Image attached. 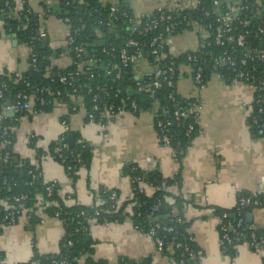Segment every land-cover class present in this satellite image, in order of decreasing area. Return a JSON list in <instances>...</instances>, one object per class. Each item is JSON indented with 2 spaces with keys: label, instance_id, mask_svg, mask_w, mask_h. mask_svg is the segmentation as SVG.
Segmentation results:
<instances>
[{
  "label": "crops",
  "instance_id": "obj_1",
  "mask_svg": "<svg viewBox=\"0 0 264 264\" xmlns=\"http://www.w3.org/2000/svg\"><path fill=\"white\" fill-rule=\"evenodd\" d=\"M25 1L31 11L41 15L40 30L45 32L49 47L61 49L51 65L69 67L70 56L64 45L68 28L54 15L44 13L56 11V1ZM197 1L125 0L136 18L166 5L192 8ZM207 35L203 27L194 25L192 30L168 38L165 50L172 57L196 53ZM28 57V47L18 41L16 34L4 30L0 18V76L25 72ZM141 70L144 75L149 74L145 67ZM192 70L180 66L175 85L180 98L199 104L192 115L198 131L180 163L174 159L171 148L159 142L150 113H125L105 123H88L80 99L72 108L57 103L49 112L11 116L5 114L7 106L2 107L1 115L14 123L9 126L13 133L11 152L38 168L45 182L55 183L58 197L70 206H91L101 188L118 191L120 201L131 198L129 166L146 174L158 172L163 179H172L179 172L181 188L168 190L186 201L183 217L187 232L202 253L198 264H263L264 248L255 250L242 244L232 257L220 250L216 214L219 210L233 209L240 196L264 194V137H254L248 126L254 89L239 81H224L215 67L205 75L204 88L198 89ZM66 130L91 150L88 170L81 168L74 177L47 153L48 147ZM40 150L45 153L40 155ZM139 187L146 196H152L154 188L150 184L141 183ZM245 220L254 230L264 232V207L248 211ZM86 230V239L91 242V254L87 257L94 262L117 264L121 259H149L151 264H176L158 253L152 238L137 230L130 218L108 225L90 221ZM63 235L60 220L44 213L42 222L33 228L27 226L23 217L11 226L1 224L0 264H25L31 261L33 252L40 256L58 255Z\"/></svg>",
  "mask_w": 264,
  "mask_h": 264
},
{
  "label": "trees",
  "instance_id": "obj_2",
  "mask_svg": "<svg viewBox=\"0 0 264 264\" xmlns=\"http://www.w3.org/2000/svg\"><path fill=\"white\" fill-rule=\"evenodd\" d=\"M55 1L57 3L56 11L45 10L44 13L46 16L52 14L56 18H69V28L71 31H75V35L73 36L72 45L66 47L67 53L70 57H73V48L81 45L86 51L81 59L84 67L91 61L89 70H84L85 68L83 67V71L76 77L74 81L75 93H72L70 87L59 84L57 76L74 71L75 67L69 66L61 69L51 65L52 59L60 54L61 49L53 50L43 39L37 37L41 22L38 14L31 11L27 1L21 6V10H18L19 7H17L14 0H10V5L7 9L4 7L5 0H0V18L2 19L4 30L9 34H16L18 41L26 45L30 50L28 68L25 72L18 75L16 73H4L0 76V90H2L0 109L19 101L16 98L17 95L27 96L36 90H43V94H38L37 96L43 97L48 103L40 106L38 102H35V113L49 112L54 105V99L57 102L67 104L69 108L74 107L75 102L80 99L85 111L91 112L94 105L92 99L95 93L101 99L99 103L101 108L110 101L119 103L120 99L129 96L130 100L127 103L134 101L138 113L146 112L154 101L161 107L159 113L163 106L172 111L173 104H178L184 110H187L185 100L180 98L175 91L174 102L171 103L167 99L173 89L166 86L165 83H162L161 87L157 89L155 100L150 99L145 89L147 85L154 81V78L147 74L136 81V74L132 71L133 64H130L128 70L121 71V78L114 82L108 80L114 75V72L108 75L106 70L109 65L119 62L118 53L127 39H134L146 44L143 54L147 59H151L148 55V44L154 36L162 33L167 40L182 31L192 30L194 25L203 28L211 25V29L207 30L206 43L198 52L172 57L166 52L164 44V52L167 54V59L163 63L166 65L172 63L175 68V85L179 67L188 63L186 60L187 55L197 58V62L192 63L191 66L193 69L194 67L202 69V77L205 83V75L207 72L212 71L214 67L224 81L231 82L234 80L235 72L232 69L217 68L215 65L216 61L224 53L235 58L236 61L247 57L246 65L244 67L237 65L236 70H249L255 78L264 79V66L256 56L257 52L263 50L257 28L260 22L264 21V0H198L192 8L173 12L164 9L161 12L155 11L140 18V25L135 32H132L129 28L136 20V17H134L125 0H105L104 2L100 0H69L68 5L65 0ZM213 1L219 2L217 7L218 14H224L232 10L228 21L230 32L222 38V46L214 43L215 28L220 23L216 21V13H214L216 9L213 6ZM112 6L116 10L110 16L109 10ZM27 10H30V13H27ZM206 13H208L207 17L205 16ZM166 16H170V20L167 21ZM152 20H157L156 28L144 32L146 24ZM98 21H102L104 24L110 22L111 28L97 25ZM172 23L177 25L172 31L166 33L165 29ZM241 34L244 35L242 46L237 44V38ZM102 47L113 48L114 50L103 54L100 51ZM33 58L35 59L34 62H32ZM138 82L142 86L145 85L142 90L138 89L136 85ZM98 85L106 86L108 96L95 91ZM116 89L121 90L117 99L113 97ZM57 91H61L60 97L55 96ZM252 111L255 114L254 108ZM162 120L169 123L164 129V133L169 140L168 146L175 154V160L180 163L188 146L197 134L198 128L195 124V119L189 115L181 118L180 121H175L174 116L169 115L166 118H162ZM9 123L8 119H0V143H7L3 149H0V225L6 224L4 215L7 212L4 210L2 203L15 205L14 199L22 196L26 198L22 205L29 210L31 215L30 228L39 224L40 220L35 214L36 208H34V205L36 196L40 195L44 198L45 203H51L43 210V213L51 217L57 215V219L60 220L64 229L58 255L40 256L33 252L31 261H35L38 264H59L61 261H65V264H99V262H94L87 257L91 254V242L86 239V229L88 223L94 217L98 224H120L126 218H130L134 227L144 234L154 228V237L162 241V249L165 256H168L176 264H198L201 256L198 255L200 250L196 247L192 236L187 232V223H185L183 217L186 201L180 194H173L168 189L161 188L162 184H164L166 188L176 187L179 190L181 188L179 172L172 179H163L158 172L146 174L135 166H129L127 175L131 182V198L120 201L118 191L101 188L91 206H70L65 200L58 197L56 184L51 195L47 197L46 188L48 183L43 180L38 168L17 157V161H14L15 156L11 152L13 133L11 131H8L7 135L2 133L4 127L14 126V123ZM188 125L193 126L189 134H187ZM248 126L251 134L257 137L256 128L250 125L249 119ZM69 134H64L58 141L52 143L48 147L47 153L53 159L61 162L57 158V154L54 153V149H60V154L65 159V161L61 162L62 166L69 176L74 177L75 172L79 169L88 170L91 150L76 135H72L73 141L69 147ZM38 152L40 155L45 153L41 150ZM4 153H9L10 156L6 161L2 158ZM68 168L70 169L68 170ZM136 179H140L142 180L141 182L150 184L154 188L152 196L148 197L142 192L139 187L141 183ZM112 192L116 193L114 200L110 199ZM245 197H253L259 202V208L264 207V194L243 195L239 199ZM96 199H100L102 204L96 205ZM157 205V210L153 211V207ZM251 209L246 208L243 210L242 216L245 223L238 230L244 241L248 239L251 232L256 237L264 238V232L256 231L246 223L245 215ZM223 212L228 214L229 220L236 218L235 208L229 211L219 210L216 214L219 215ZM96 213L97 215L95 216ZM168 228H172V231H167ZM229 235H232V233H229ZM68 242H71L72 245L68 246ZM225 254L231 257L234 256V252L230 247L225 251ZM83 257H86V259L83 260ZM117 264L151 263L149 259L138 261L121 259Z\"/></svg>",
  "mask_w": 264,
  "mask_h": 264
},
{
  "label": "built area",
  "instance_id": "obj_3",
  "mask_svg": "<svg viewBox=\"0 0 264 264\" xmlns=\"http://www.w3.org/2000/svg\"><path fill=\"white\" fill-rule=\"evenodd\" d=\"M15 3L17 4L18 10H21V6L24 5L26 2L25 0H14ZM68 5L69 0H65ZM101 2H104L105 0H100ZM10 5V0H5L4 2V7L7 9ZM218 1H213V6L215 7L216 11V21L220 23L215 28V37H214V43L218 46L223 45L222 38L224 37L225 34H228L230 32V27L228 24V21L230 20V16L232 13V10L225 12L224 14H218ZM164 9H167L169 11H179L183 9H187L185 7L181 6H171V5H166L165 7H160L156 11L161 12ZM115 7L112 6L109 10L110 16H112L115 13ZM27 13H30V10H27ZM40 20L42 19L41 15H38ZM123 16L126 17L125 14ZM205 16H208V13L205 14ZM142 17H137L136 20L131 24L130 30L132 32L137 31L138 26L140 25V18ZM166 20H170V16H166ZM58 21L65 25L68 28V34L67 37L65 38L64 45L65 47H70L74 41V35L75 31H71L69 28V23L70 20L69 18H58ZM157 20H152L150 23L146 24L144 28V32L150 31L156 28L157 26ZM97 25H104L105 27L111 28L110 22H106L105 24L102 21H98ZM176 23H172L171 25L167 26L165 29L166 33H169L172 31ZM206 31L211 29V25L206 26V28H203ZM257 33L260 35V40H261V45L263 47V50H260L257 52L256 56L259 59V61L263 64L264 66V21H261L258 28H257ZM37 37L43 39L46 37V34L44 31L38 30ZM244 41V35L241 34L237 38V44L242 46ZM166 42V37L164 38L162 33H159L158 35L154 36L150 43L148 44L149 50H148V55L151 57V59H147L145 55L143 54V49L146 47V44H143L139 41H136L134 39H127L126 42L124 43L123 48L120 49L118 53V60L119 62L116 64L109 65L107 67V74L110 75L111 72H114V75L110 77L108 80L111 82H114L116 80H119L121 78V71L128 70L130 64H133L132 66V71L135 73V79L138 81L139 79H142L145 75L141 70V67H145L147 71H149V74L154 78V81L150 83V85L146 86V93L148 94V97L150 99L155 100V94L157 89H159L162 85V83H165L166 86L170 87L173 89V92H171L168 96L167 99L172 103L174 102V91L176 92V86L174 84V75H175V68L172 66V63L166 65L163 63L167 59V54L164 52V44ZM206 43V42H205ZM204 43V44H205ZM113 48L108 49L107 47H102L100 49L101 53H107L109 51L113 52ZM30 52V50H29ZM86 53L85 49L79 45L73 48V57H70V65L75 67L74 71L67 72L62 75H58V83L63 85V86H68L72 89V93L76 92V89L74 87V81L76 77L84 70H89V67L91 66V61L86 64L84 67V64L82 62V56ZM34 57V56H32ZM246 58H241L239 61H236L235 58L227 55L224 53L222 57H220L215 65L217 68H227V69H232L233 72H235V77L234 81H239L242 83H245L247 85H250L254 89V95H253V103H252V109L249 115V121L250 125L252 127L256 128V135L257 137H264V79L262 78H255L253 74L249 72V70H236V66L240 65L241 67H244L246 65ZM187 64L186 66L192 69V63L197 62V58L191 55H187L186 57ZM35 59H32V62H34ZM84 67V68H83ZM253 69V68H252ZM251 69V70H252ZM250 70V71H251ZM192 75H193V83L198 89H202L205 86V82L202 77V69L194 67L192 70ZM19 73H16L18 75ZM138 86L139 90L143 89V86L139 82L136 84ZM107 88L105 85L103 86H96L95 91L103 93V95L108 96L107 94ZM43 90L40 91H35L27 96L24 95H17V101L16 103L10 104L6 107V110L11 111L13 114H18L20 112H27V113H35L34 112V103L38 102L40 106H44L45 104L48 103L43 97L37 96L38 94H43ZM121 90L116 89L115 93L113 94V97L115 99L118 98L120 95ZM56 97L61 96V91H57L55 93ZM2 97V90H0V98ZM93 108L91 112H86L85 109L82 106L81 101H79L80 105L82 106V109L84 110L85 113V118L88 123H104L105 121L112 119L114 117H119L122 116L125 113H131L134 115H138L142 112L138 113V109L134 101H130L129 104L127 101L130 100L129 96H126L125 98L120 99L121 101L119 103H115L113 101H110L107 103V105H104V107H100L99 103L101 102V99H99L98 94L95 93L93 95ZM54 104H61V102H57L56 99L53 100ZM186 105H187V110H184L182 107H180L178 104H173L171 109H168L166 106H163L160 113L159 109L161 107L158 106L157 102H153L151 107L146 111L150 113L153 116V124L154 128L158 137V140L161 144L168 146L169 140L167 136L164 133V129L167 125H169L168 122L162 120V118H166L169 115H173L175 121H180L181 118L188 117L189 115H193L195 110L198 108L199 104L196 101L193 100H185ZM50 103V102H49ZM64 104V103H62ZM253 108L255 109V114L253 113ZM0 119H4V116L1 115ZM193 129V126L188 125L187 127V134H189ZM8 131H10V127H4L3 128V135H7ZM67 133V130H66ZM7 143L2 142L0 143V149H3ZM169 147V146H168ZM54 153L57 154V158L61 160V162L65 161V159L62 157L60 154V149L56 148L54 149ZM173 157L175 159V154L172 151ZM3 160L6 161L10 158L9 153H4L3 155ZM59 162V161H58ZM60 162V163H61ZM62 164V163H61ZM70 168H68L69 170ZM67 170V169H66ZM137 181L142 180L136 179ZM47 183V182H46ZM55 183H48V187L46 188L47 192V197H49L52 193V190L54 188ZM162 189H168L162 184L161 186ZM116 198V193L112 192L110 199L114 200ZM25 196L15 198L14 203L15 205H7L6 203H2V206L4 207V210L7 212L4 215V220L6 221V226H11L17 223L18 219L20 217H23L26 222L27 226L30 227V219L31 215L29 214V210L26 209L23 205L22 202L25 200ZM96 205H101L102 201L100 199L95 200ZM51 203L46 202L43 197L40 195L36 196V203L35 207L36 211L35 214L39 218V223L42 222V214L43 210L49 206ZM158 205L153 207V211L157 210ZM235 212H236V218H233L232 220H229V216L226 212L220 213L217 215L218 219V231H219V240H218V245L220 247V250L225 253L230 247V249L234 252V255L236 254V248L239 245L246 244L248 245L251 249H260L264 248V238L262 237H256V235L251 232L248 236L247 240H242V236L239 234L238 230L244 226V218L242 216L243 210L246 208H259V202L253 197H245V198H240L238 199L236 205H235ZM175 213V212H173ZM97 213L95 214V216ZM55 218H57V215H55ZM90 221H96V219L93 217ZM4 225V224H3ZM103 225H108V223H104ZM249 230L251 228H248ZM252 230V229H251ZM167 231H172V228H168ZM229 233H232V235H229ZM148 236L152 238L154 241V244L156 246V250L158 253L163 254V249H162V241L159 238H155V230L154 228H151L149 232L147 233ZM68 246H71V242L67 243ZM198 255H201L200 252H198ZM65 261L59 262V264H65ZM25 264H38L35 261H29ZM84 264V263H82ZM99 264H106L105 262H99Z\"/></svg>",
  "mask_w": 264,
  "mask_h": 264
},
{
  "label": "water",
  "instance_id": "obj_4",
  "mask_svg": "<svg viewBox=\"0 0 264 264\" xmlns=\"http://www.w3.org/2000/svg\"><path fill=\"white\" fill-rule=\"evenodd\" d=\"M43 41H44L46 44H48V38H47V37H44V38H43ZM261 47H262V45H261ZM20 113H23V112H20ZM5 114H6L7 116H11L13 113H12L11 111L6 110V111H5ZM72 141H73V136H72V135H69V137H68V145H69V147L71 146ZM14 161H15V162L17 161V158H16V157L14 158ZM21 176H22V174H21ZM86 238L88 239V236H86Z\"/></svg>",
  "mask_w": 264,
  "mask_h": 264
}]
</instances>
